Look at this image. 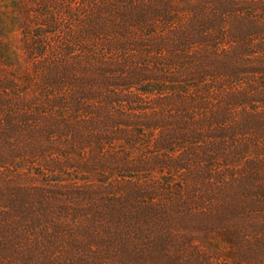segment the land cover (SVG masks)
<instances>
[{
	"label": "trees",
	"instance_id": "obj_1",
	"mask_svg": "<svg viewBox=\"0 0 264 264\" xmlns=\"http://www.w3.org/2000/svg\"><path fill=\"white\" fill-rule=\"evenodd\" d=\"M6 3L18 12L26 8L18 0ZM67 3V13L39 14L45 24L37 27L44 34L26 44L27 60L41 76L37 91L29 95L15 77H0V175L14 169L12 162L70 169L69 157L47 155L63 139L70 142V157L96 152L97 161L72 168L84 174L89 172L83 167L116 170L146 149L144 136L155 135L148 149L161 157L160 171L195 172L194 184L179 179L156 189L175 202L172 214L152 196L143 197L153 208L127 217L129 228L123 229L118 213V234L111 241L123 239L148 251L151 264H166L167 247L178 239L173 227L196 219V227L211 234L215 225L230 222L237 201L238 211L262 220L254 243L240 232L224 235L232 247L228 253L247 264H264V0ZM3 10L0 0V42L8 26L26 27L20 13L7 22ZM66 17L74 23L71 29L59 26ZM15 56L10 60L0 47L3 68L18 63ZM110 153L116 157L106 160ZM142 165L136 166L140 173L152 167ZM48 188L59 191L52 184ZM56 192L48 195L56 200L61 197ZM36 194V205L22 193L11 196L7 207L0 202V264H51L65 237L75 249L94 251L75 240L74 225L60 217L82 216V210L54 206L45 201L47 193ZM210 203L220 205L217 215L205 208ZM103 229L113 237L111 226ZM235 242H241L239 249Z\"/></svg>",
	"mask_w": 264,
	"mask_h": 264
},
{
	"label": "rangeland",
	"instance_id": "obj_2",
	"mask_svg": "<svg viewBox=\"0 0 264 264\" xmlns=\"http://www.w3.org/2000/svg\"><path fill=\"white\" fill-rule=\"evenodd\" d=\"M26 7L24 12H18L11 7L10 4L6 3L7 0H1L2 7L4 10V18L10 20L14 13H20L22 19L24 18L26 27H15L14 29L9 27L5 30V39L0 42V47L5 49L7 57L10 60H15L16 54L19 55V62L13 63L10 68L2 67L0 62V77L4 80L15 77L18 80V88L20 91L28 90L27 92L33 93L37 91V84L40 79V72L32 63L27 60L26 44L33 40V37L39 34H44L43 29H39L38 25H44L45 13H57L60 15L61 12H69V0H18ZM42 14L43 16H39ZM66 22L60 23V27L66 29L74 25L67 17ZM37 42V41H36ZM45 43V42H44ZM17 50H21V54ZM26 50V51H24ZM14 54V56H13ZM18 58V56H17ZM29 93V95H30ZM31 93V94H32ZM25 109V108H24ZM72 136V135H67ZM155 135H146L142 138L146 149L139 148L136 154L133 155L134 159L128 161L125 159L122 163H125L123 167L119 166V169L112 170L111 167H93L88 170L89 173L84 174L81 172L80 165L89 162L97 161L95 154H92V149L76 153L75 156H69L70 142L67 139L56 140L53 146L55 151L51 154H47L52 160L58 159L57 155H62L59 159L64 160L69 157L71 164L75 168H72L67 162L62 163L66 166H71L70 169H46L39 168L36 165L29 166L28 163L21 165L17 162H12L11 165L14 167L13 170L5 169L1 171L0 175V202L1 206L7 207L8 201L11 196L18 199L19 193L25 194L27 199H30L33 204H37L36 197L37 192L47 193L45 201L47 203H54L56 205L67 206L69 210L75 209L77 206L78 210L84 212L82 216L79 214L75 215L69 213L60 216L62 220H69L75 227L74 238L84 245H89L94 248L89 249V246L85 249L83 246L75 249L68 242L71 237H65L63 239L66 244L56 252H53L54 259L51 264H151L148 260V255L145 249L136 250L134 245L127 243L123 239L115 238V241H111L112 238L117 236L115 232V224L118 221V213L123 217L119 218L123 229L129 228L131 223L127 221V217L136 214H142L143 211H147L148 208H153L150 200H146L148 197L159 199L161 207L164 210L171 211L175 202H172L164 192H159L156 189H160L165 181L173 182L177 184V181L183 180L186 184H194L193 179L190 177L195 172H190L188 176H184L182 173H173L160 171L157 166V161L161 162L162 159L159 156H155L152 150L148 149L149 144L155 141ZM153 139V140H152ZM60 147L59 151L58 148ZM57 151V152H56ZM75 152V151H73ZM115 156L116 153H110L109 156ZM52 155V156H51ZM125 155V154H123ZM122 155V156H123ZM116 157V156H115ZM124 158V157H123ZM95 159V161H94ZM60 162V160H58ZM9 162V161H8ZM30 162V161H29ZM38 160V165L40 166ZM127 162V163H126ZM151 165L152 167L142 169L144 173H140L137 169V165ZM142 165V166H143ZM24 168L19 170V167ZM29 166V167H27ZM57 170V171H56ZM82 170V171H84ZM153 171V172H150ZM58 173L53 174V173ZM166 172V171H165ZM172 175V176H170ZM58 182V183H57ZM53 185V188H58V192L51 190L48 186ZM42 186H47L43 188ZM43 188V189H41ZM209 188H200L197 191L207 192ZM212 189V188H210ZM56 192L61 197L54 200L53 197L48 195V192ZM64 197L62 198V196ZM22 195H20L21 198ZM143 196H146L145 198ZM218 200L219 198H215ZM108 202H111L110 204ZM60 203V204H59ZM56 204V205H55ZM67 204V205H66ZM221 204V202H220ZM235 209L232 211L233 217L230 222L215 225L214 232L207 233L201 227H196L197 220H191L185 226L177 225L172 228L173 235L178 238L176 241L171 242L167 247V263L166 264H247L243 259L232 256L230 247L226 244L223 236L227 234H235L240 232L245 239V242H256L257 235H259V224L262 220L261 216L253 214L251 211H238L237 207L239 203L237 201L233 203ZM220 205L209 204L208 211L210 210L213 214L217 215L220 212ZM197 209V208H196ZM166 211V212H167ZM193 211V209H192ZM209 211V213H211ZM195 213H200L196 211ZM204 214V213H203ZM101 216V222L97 217ZM2 215H0L1 218ZM96 217V219H94ZM59 218V217H58ZM145 218V217H144ZM147 218H151L148 216ZM60 219V218H59ZM185 220H189L186 218ZM107 223V224H106ZM174 223V221H171ZM83 224L88 227V231H84ZM112 224V225H110ZM1 225V224H0ZM107 225L113 228L109 231L113 237L107 235V232L103 227ZM256 228V230L254 229ZM92 235L94 239H100L101 244L96 241H89V235ZM237 234V233H236ZM109 242V243H108ZM236 249H239L241 242H235ZM250 245V243L248 244ZM90 246V248H91ZM145 250V251H144ZM142 252L141 254H139ZM246 252V251H245ZM248 253V252H247ZM139 256V257H138ZM165 256V257H166Z\"/></svg>",
	"mask_w": 264,
	"mask_h": 264
}]
</instances>
